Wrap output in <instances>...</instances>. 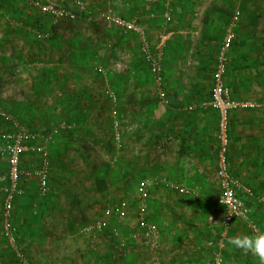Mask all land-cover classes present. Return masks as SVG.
<instances>
[{
  "label": "crops",
  "instance_id": "1",
  "mask_svg": "<svg viewBox=\"0 0 264 264\" xmlns=\"http://www.w3.org/2000/svg\"><path fill=\"white\" fill-rule=\"evenodd\" d=\"M57 1L55 3L59 6H71L59 4V0ZM66 1L74 4L75 0ZM190 1L172 0V20L166 25L160 17L163 10L162 0H102L99 2L100 8L95 9L109 10L117 14L114 10L120 11L124 8L131 18H137L142 23L152 43H155L154 35L168 25L165 30L170 31V35L162 61V88L169 99L167 106H163L158 99L152 75L139 53L140 41L137 36L134 37H137L138 44L120 40V35L116 37L121 42L119 48L129 54L122 55L121 60L115 64V68L119 64L122 67L117 69L120 73L110 75L105 96L104 92L96 90L93 79L89 78L90 72L85 69L84 58L77 57V54L74 57L72 53L71 60L68 58L65 61L53 59L55 55H51L55 51L64 52L66 49L82 52L81 46L65 48L63 45L50 44L46 49L34 45L31 37L34 38L36 32L48 33L49 36L50 31L32 29L29 13L24 17L23 14H8L0 24V108L3 111L9 113L7 110L11 108L10 112L22 116L23 120L29 115L39 116L40 119V114L36 112L40 108L35 107L37 105L34 106L32 101L44 99V105L41 106L45 116L59 113L65 117H60L57 123H75L72 129L61 131L59 136L64 133L68 140L72 139L70 144L86 148L89 147V136L86 137L89 128L94 131V141L101 139L100 130L107 106L104 99L109 100L108 126L111 128L112 149L118 153H112L113 157L109 159L110 167L106 174L112 181L102 186L98 195L104 198L114 194L123 195L124 188H134L131 207L135 222L131 223L130 229L127 228L129 234L119 237L120 241L134 242L130 234L138 230L139 226L135 213V189L142 179L153 180L154 183L149 189L146 220L159 231L157 252L154 256L139 240H135L134 244L138 243L136 245L139 250L127 247L125 260L128 264H205L208 254H211L212 261V249L208 243L215 240L220 231L218 225L212 221L217 214L212 212L215 209L219 214L222 212L216 200L212 201L219 193V182L215 176L218 118L214 110L201 109L199 103L209 96L213 83L214 53L221 42L224 25L236 8L240 9L241 17L228 54L223 81L233 99L264 103V10L260 5L261 0ZM246 2H251L252 6L248 7ZM192 3H196V6L193 7ZM218 3L221 8L217 6ZM255 3H259L261 8ZM25 6L31 8L27 4ZM95 10L93 13L96 14ZM149 13L154 14V17L150 18ZM23 20L29 26L23 27ZM103 28L108 34L113 33L106 29L121 31L117 27ZM114 38L115 36H110L109 42ZM49 72L50 78L46 75ZM99 72L102 74V71ZM57 75L58 78H55ZM110 92L117 97L114 103L108 96ZM113 118L120 123L122 139L119 145L114 143L112 137ZM39 119L31 130H42V125L47 124ZM2 123L6 129V123ZM53 125L45 127L48 130ZM228 134L230 145L227 162L230 174L249 187L255 195L264 196V109L232 111L229 115ZM1 158L4 160L0 159V172H5L7 162L4 157ZM28 163L33 162L28 160ZM24 179H21V184L24 183L25 189L36 188L31 181ZM172 182L187 193L172 189L169 186ZM104 198L103 210L120 201L113 202L114 205L110 203V197H107L109 202ZM246 203L254 218L260 219L264 226V204L253 199L246 200ZM30 210L23 196L13 205L11 217L13 225H17L13 227L17 229L16 233H27L24 236L28 238L33 236L30 232L32 220L27 216ZM15 212H20L18 221ZM110 219H106L109 229L116 218ZM16 221L17 224H14ZM33 221L34 225L35 220ZM118 224L119 222L115 223V226ZM262 224L259 223L264 229ZM242 228L250 232L240 220H234L229 228L228 238L242 235ZM230 247L228 249L226 244L227 253L224 252L226 256L223 264H259L252 255H245L241 250ZM10 252L2 235L0 219V264H15ZM48 257L42 261L44 264H52V256ZM53 257L55 259L56 254Z\"/></svg>",
  "mask_w": 264,
  "mask_h": 264
},
{
  "label": "rangeland",
  "instance_id": "2",
  "mask_svg": "<svg viewBox=\"0 0 264 264\" xmlns=\"http://www.w3.org/2000/svg\"><path fill=\"white\" fill-rule=\"evenodd\" d=\"M76 1L82 2L89 9L91 8L93 13V10L100 8L99 2L102 0ZM193 1L194 0H191L190 3ZM52 2L55 3L58 1L52 0ZM63 3L70 4L72 7L68 6L69 9L76 11L77 4L75 1L73 4L72 2L68 3L66 0H59V4ZM218 4L219 5L212 4V6L217 5L221 8V4ZM246 4L248 7L252 6L251 2H246ZM258 4L259 3H255V5ZM260 5H262V9L264 10V0H261ZM192 6L195 7L196 3H192ZM112 7L115 9V6ZM170 7L173 11L171 2ZM121 9L122 10L120 11H114L117 12V15L125 18H131V16L128 15V11H124V8ZM100 10L101 9H98L97 11L95 10L94 12L97 13L93 14L97 15ZM12 13L17 15L23 14V17L29 13L28 15L31 17L29 21L32 22L31 27L32 29H36V31L42 29L46 31H53L55 28H57V35H60L59 39H50L48 36L49 38L40 40L36 37V34L34 35V38L31 37L34 45H38V47L42 46L47 49V46L50 44L54 46L63 45L65 48H68L72 45L81 46L82 52L74 50L67 51L66 49L64 52L55 51L51 55H55L53 59L59 58L60 60L65 61L68 60V58L71 60L70 54L72 53H74V57H76L77 54V57L84 58L83 64H85V69L87 68V72H90L89 78L93 79L96 90L104 92V94H107L108 91L107 87H109L110 84V75L115 76V73H120V71L117 69L122 67L121 64H119V66L116 68L115 64L121 60L122 55L129 54V52H123L122 49L119 48L121 42H119V39L116 37L120 35V40H128L138 44V39L137 37H134L135 35L129 34L128 32H125L121 29H119L121 30L120 32L118 31L119 33L112 30V28L106 29L113 33L108 34V32L104 31V26L102 27L100 25L101 22L97 20L94 22H87L83 18H77L75 20L55 19L49 15H42L32 8L26 7L23 0H0V24L3 22L4 17H8V14ZM23 21L25 23V20ZM24 23L22 25L23 27L29 26L28 24ZM167 26H165V28H167ZM165 28L163 27L162 31H164ZM162 31L158 32V34ZM158 34L156 36L154 35L155 41L157 40ZM110 36H115V38L111 39L109 42ZM75 46L73 48H76ZM84 49H86V51H83ZM216 51L217 49L215 50L214 56L216 55ZM61 56L64 57L61 58ZM74 57L72 60H74ZM38 63L40 64V61H38ZM99 71H105L106 74L103 75ZM51 72L46 74L48 78H50ZM47 76H45L46 80L48 79ZM86 76H88V74H86ZM55 78H58V75ZM50 101L52 100H49V102ZM108 101L109 100L107 98L104 99V102L107 104V106L105 107L106 114L102 120V129L100 130L101 139L94 141V131L89 128L88 134H86V137L89 136L87 141V145L89 147L81 148L75 144H70L69 142L72 139L68 140L64 133H61V136H59L58 133L56 136L52 137V141L48 147V149L52 147L50 153H48V159L50 164H55V169L50 173L49 192L46 197L41 198L38 196L37 183L33 177L28 176L25 179L23 178L24 181L29 180L31 181L32 185L36 186V188L28 190L27 187L25 189V186L23 185L24 183L22 184L24 186L23 189L25 194L23 196L25 198V203L29 204V210L32 207L36 209L35 216H32L29 211L27 215L32 220L30 221L32 224L30 232H32L33 236L28 238L27 236L23 235L22 238L20 237L22 248L30 262L33 264H44L45 262L42 261L48 259L49 255L52 256V264H128L125 260L127 247L134 249L137 248L139 250L138 246L136 245L138 243L134 244L135 242L132 243L128 240L120 241L119 239V237H123L124 234H129L131 223L134 224L135 222L133 217L134 215L132 214L134 213V210L133 207H131V203L133 202L134 188H124L123 195L114 194L112 196H106V198H104V196L98 195L100 188L102 186H106L112 181V179H108V174L106 173L109 171V159H112V153H118V151H114L112 149L113 145L110 132L111 128L108 126ZM32 103L34 106L37 105L35 107L40 108V111H36L40 114V120H43L44 122L46 121L47 123L42 125L44 126L42 129L43 131L47 129L45 126L55 124L57 123V120L60 119L59 113H55L51 116L44 115L42 112L43 106H41V104L44 105V99H33ZM12 115L16 120L20 122L23 121L22 116H17L13 113ZM4 131L5 125L2 123V121H0V135ZM32 145H36V143H33ZM23 156V167H36L38 163V154L27 153V155ZM0 159L4 160L1 157ZM28 160L33 163L29 164ZM107 197H110V203L117 202L121 199H126L130 203L129 208H131L128 210V215L125 219L121 221L114 219V223L111 225L110 229L109 225L107 224L108 226L105 227V231L100 234L94 242H91L81 234V227L85 224H91L95 218L100 217V212L103 210L105 205L103 198L109 202ZM212 201L215 202V198H212ZM24 212L26 213V211ZM212 213L217 214L218 218L216 217L215 220L220 218L219 215L221 214H219L217 209L213 210ZM15 214V218L18 221L20 218V212H15ZM255 219L258 223H260V225L262 224L260 219L257 217H255ZM33 220H35L34 225ZM17 221L14 224H17ZM118 222L119 224L116 227L115 223ZM121 224H124L125 226H120ZM16 226L13 225L14 228ZM112 228L116 229V236L111 235ZM242 231L243 234H251L250 232H246L244 228H242ZM32 238H34V240H32ZM227 246L229 249L230 246L228 244ZM226 253L227 252L225 251V254ZM55 254L56 258L53 259ZM225 256L223 262H225ZM210 259L211 254H208L207 258L205 259V264H208L211 261Z\"/></svg>",
  "mask_w": 264,
  "mask_h": 264
},
{
  "label": "built area",
  "instance_id": "3",
  "mask_svg": "<svg viewBox=\"0 0 264 264\" xmlns=\"http://www.w3.org/2000/svg\"><path fill=\"white\" fill-rule=\"evenodd\" d=\"M29 7L36 10L42 15H49L55 19L75 20L83 18L87 22L100 21L107 28L117 27L129 34L139 38V53L142 60L147 65L152 75L153 83L157 88V95L163 106L169 104V99L165 90L162 88L164 51L167 47L170 31L164 30L158 34L155 43H152L144 29V26L137 18H125L109 10L100 11L94 15L90 9L82 2H76L77 9L72 11L69 8L62 7L50 0H23ZM163 10L160 17L164 24L171 21L172 0H162ZM150 18L154 14L149 13ZM241 11L236 8L232 11L228 21L225 23L224 33L215 55L214 68L212 71V86L207 99L199 103L201 109H212L217 114L216 130V168L215 176L219 182V193L215 200L222 212L220 218L212 221L219 227V234L215 240L208 243L212 249V261L210 264H223L224 251L226 249L228 231L234 220H240L251 232L257 229H264L256 221L246 200L253 199L264 204V196L255 195L252 190L244 186L239 180L230 174L227 162V153L229 150V115L236 110H262L264 103L249 99H233L230 90L223 81V76L227 69L228 54L232 49L236 37V26L239 24ZM36 37L40 40L48 38V33L36 32ZM105 75L106 72L102 71ZM110 101L116 102L117 97L113 92L108 94ZM0 120L6 123L7 128L0 135V156L4 157L7 162V170L0 172V219L2 223V235L9 246L17 264H31L26 253L24 252L20 235L13 228L11 217L14 200L24 194L21 179L31 176L37 182L38 196L44 197L49 192V144L52 137L61 131L72 129L74 122L60 121L51 126L48 130H30L21 122L16 120L12 114L3 111L0 108ZM112 137L115 144H120L122 132L120 123L116 118L111 121ZM36 143V145H32ZM27 153L38 154L39 167L24 169L21 167V158ZM149 178L142 179L136 186L135 213L137 217L138 230L130 234L132 241L139 240L140 244L150 250L155 256L159 244V231L146 220L148 210L149 189L153 184ZM172 189L181 193L187 191L179 187L175 182L169 184ZM129 202L120 200L115 206L106 207L102 215L95 219L91 224H85L81 227V234L89 241L94 242L97 237L105 231L107 226L106 219L116 218L123 220L128 215ZM32 213L36 209L32 207ZM111 235L116 236L115 228H112ZM154 264H159L155 262Z\"/></svg>",
  "mask_w": 264,
  "mask_h": 264
},
{
  "label": "clouds",
  "instance_id": "4",
  "mask_svg": "<svg viewBox=\"0 0 264 264\" xmlns=\"http://www.w3.org/2000/svg\"><path fill=\"white\" fill-rule=\"evenodd\" d=\"M227 244L233 249L241 250L245 255L250 254L257 258L259 264H264V231L257 229L252 234L229 237Z\"/></svg>",
  "mask_w": 264,
  "mask_h": 264
},
{
  "label": "trees",
  "instance_id": "5",
  "mask_svg": "<svg viewBox=\"0 0 264 264\" xmlns=\"http://www.w3.org/2000/svg\"><path fill=\"white\" fill-rule=\"evenodd\" d=\"M25 3V2H24ZM26 4V3H25ZM172 20V19H171ZM171 22V21H170ZM49 37H50V39L52 38V39H56V37H57V28H55V30H53V31H50V34H49ZM48 37V38H49ZM165 52V51H164ZM1 106V105H0ZM2 107V106H1ZM9 110H7V108H6V110L9 112V113H11L12 114V112H10L11 111V108H8ZM60 117H65V116H60ZM27 119V120H26ZM26 119H24L23 121H22V123H24V126L27 128V129H30L31 127H33V126H35V125H37V120L39 119V116H35V115H29V116H27L26 117ZM40 120V119H39ZM31 130V129H30ZM49 153H50V151H49ZM26 155V154H25ZM24 156H22V158H23ZM22 158H21V167L22 168H24V169H29V168H31V167H23V164H22ZM49 161V160H48ZM39 165H40V163H38V165H36L37 167H39ZM33 168V167H32ZM55 169V164L54 163H52V164H50V161H49V173H51V171H53ZM49 180H50V177H49ZM175 190V189H174ZM24 195V194H23ZM23 195H21V196H18L15 200H14V204L16 203V200L18 199V198H21V197H23ZM48 195V194H47ZM47 195H45L44 197H46ZM43 198V197H42ZM29 213L32 215V216H35V214L34 213H32V208H31V210L29 211ZM19 233V232H18ZM28 235L27 233H24V235ZM20 235V234H19ZM20 237L22 238L23 237V235H20ZM226 251V250H225ZM224 251V252H225ZM11 253V259L13 260L12 262H14L15 264H17V262L15 261V259H14V256H13V254H12V252H10ZM31 264H33V263H31Z\"/></svg>",
  "mask_w": 264,
  "mask_h": 264
}]
</instances>
